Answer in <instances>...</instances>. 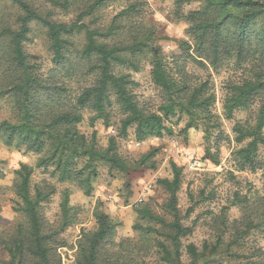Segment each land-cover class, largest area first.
<instances>
[{
    "label": "trees",
    "instance_id": "trees-1",
    "mask_svg": "<svg viewBox=\"0 0 264 264\" xmlns=\"http://www.w3.org/2000/svg\"><path fill=\"white\" fill-rule=\"evenodd\" d=\"M6 1L18 7L21 15L16 19V28L4 23L0 17V105L2 102L10 105L7 118L0 120V141L8 148L24 149L25 153H33L40 158L36 166L21 164L15 172V194L20 200L23 221L12 235H0V253L6 256L0 257V264H61L59 249L65 243L60 233L73 223L74 217L69 213L65 198L62 203L63 222L55 230L49 226L43 214V204L49 198L46 189L54 187L45 183L41 187L33 184L32 177L37 169H54L61 182L79 184L86 195L92 192L98 163L106 164L112 171L122 173L128 170L127 163L118 152L117 138L110 137L108 147L101 150L93 138L89 141L76 130L83 120L81 112L84 110H91L98 117L107 119L116 105L122 116L118 136L125 139L129 131L135 129V138L139 142L174 136L173 119L179 123L186 117L181 134L187 135L191 129L203 128L208 143L206 156L219 165L209 145L213 138L214 141L222 139L224 133L219 117L212 110L215 95L210 92L208 83L192 85L183 68L173 71L155 52L151 75L165 102L153 111L137 101L132 92L137 84L131 76L115 73L116 67L138 70L133 58L148 46L143 38H134L130 40L131 44L115 46L109 44L107 38L122 32L124 28L121 25L113 24L106 33H102L79 24L93 10L110 0L86 1L87 8L72 25L49 20L50 17L37 10L31 0ZM45 1L67 10L85 0ZM185 2L189 0H176V5L181 6ZM137 12V7L133 5L118 17L129 18ZM182 18L190 24V37L196 41L198 48L195 54L199 58H204L212 67L218 66L223 58L233 59L238 67L248 66L246 70L250 75L240 84L230 87L224 109L230 119L236 110L248 109L257 101L261 104L256 125L238 123L234 132L238 143L248 141L235 153L239 158L237 168L240 171L262 168L264 163L259 157L260 151L264 152V0H205L201 10L189 12ZM33 22L46 28L56 65L67 61L71 44L69 37L75 31L85 30L86 44L81 55L88 62H94L90 72L96 74L97 79L78 96L69 97V102L63 97L67 90L44 84L37 74V67L30 62L32 57L25 51ZM257 24H260L258 30L255 29ZM130 34H133L132 29ZM207 52L209 56H206ZM155 155V151L151 152L140 163ZM172 169V179L157 182L168 195L165 209L172 217L171 222L144 206L137 210L138 217L145 222V225L136 228L140 239L136 242L124 239L115 243L113 235L116 227L109 215L98 207L95 227L84 232L79 241L75 264H150L138 257L150 248L151 231L156 228L153 226H160L167 236L164 242L156 241L155 247L160 254L157 264H182V238L193 230L183 226L178 209L182 171L175 163H172ZM239 200L242 204L247 202ZM245 204L241 224L247 231L248 225L254 222L253 217H263L264 197L259 198L255 210ZM188 250L192 264L200 262L202 254L197 248L190 245Z\"/></svg>",
    "mask_w": 264,
    "mask_h": 264
},
{
    "label": "rangeland",
    "instance_id": "rangeland-1",
    "mask_svg": "<svg viewBox=\"0 0 264 264\" xmlns=\"http://www.w3.org/2000/svg\"><path fill=\"white\" fill-rule=\"evenodd\" d=\"M86 1L89 0L77 2L67 10L54 7L45 0L30 2L45 16H49V20L72 25L87 8ZM204 4L205 0H189L181 6L176 5V0H110L79 23L102 33H106L113 24L121 25L124 28L122 32L107 38L108 43L115 46L131 44L130 40L143 38L148 46L133 58L138 70L116 67L115 73L130 75L137 84L132 89L137 101L153 111L165 102L163 93L152 80L155 52L173 71L183 68L192 85L207 82L210 92L215 95L212 110L222 123L224 136L219 141L213 138L209 145L212 154L219 160V165H216L214 160L206 156L208 143L203 128L191 129L187 135L181 134L186 117L179 123L173 119L174 136L139 142L135 138V129H131L125 139L118 136L122 116L116 105L107 119L98 117L88 109L82 111L83 120L76 130L89 141L93 138L101 150L108 147L110 137L117 138L118 152L127 163L128 170L122 173L112 171L106 164L98 163L97 177L90 195H86L79 184L61 182L52 168L35 171L33 184L41 187L45 183L54 187L46 189L49 198L43 204V214L49 226L55 230L63 222L62 203L65 198L68 200L69 213L74 217L73 223L60 233L65 243L59 249L61 264H75L79 241L84 232L92 231L95 227L98 207L109 215L116 227L113 235L115 243L124 239L134 242L140 239L136 228L145 225V222L138 217L137 210L144 206L171 222L172 217L165 209L168 195L157 182L173 178L172 163L182 171V186L178 194L182 224L193 230L182 238V264H192L188 250L190 245L202 254L197 264H264V215L262 218L253 217L254 222L248 225L247 231L241 224L245 203L255 210L259 198L264 197V166L244 171L237 168L236 161L239 158L235 153L245 147L248 141L238 143L234 132L238 123L256 125L261 104L257 101L248 109L236 110L228 119L224 105L230 87L240 84L250 72L246 70L247 65L238 67L233 59L223 58L218 66L212 67L195 54L198 48L196 41L190 37V24L182 17L201 10ZM133 5L138 9L136 14L129 18L118 17ZM19 15L21 11L18 7L9 1L0 0V17L4 23L16 28ZM259 28L260 24H257L255 29ZM130 29L133 34H130ZM69 40L70 52L63 65L54 63L47 30L42 24H31L29 40L25 44L27 55L32 57L30 62L37 67V74L44 84L67 90L63 93L65 99L78 96L97 79L96 74L90 72L94 62H88L81 55L86 44L85 30L75 31ZM206 56H209L208 52ZM9 110L10 105L2 102L0 120L7 118ZM154 151L155 156L140 163L144 156ZM260 155L259 160L264 163L262 150ZM39 158L36 154L25 153L24 149L8 148L0 141V235L4 237L12 235L23 221L20 200L15 194V172L21 164L36 166ZM239 198L247 202L242 204ZM153 227L156 228L151 231L153 237L150 239V248L142 251L138 258L157 264L160 254L155 247L156 241L164 242L167 236L160 226ZM0 257L6 258L1 253Z\"/></svg>",
    "mask_w": 264,
    "mask_h": 264
}]
</instances>
